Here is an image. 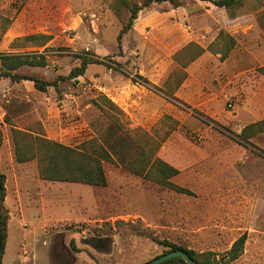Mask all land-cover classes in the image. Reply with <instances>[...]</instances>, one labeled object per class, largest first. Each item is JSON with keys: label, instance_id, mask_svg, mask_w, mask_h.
Returning a JSON list of instances; mask_svg holds the SVG:
<instances>
[{"label": "rangeland", "instance_id": "rangeland-1", "mask_svg": "<svg viewBox=\"0 0 264 264\" xmlns=\"http://www.w3.org/2000/svg\"><path fill=\"white\" fill-rule=\"evenodd\" d=\"M112 4L0 0V53L43 55L44 67L18 73L57 82L38 91L30 81L0 80L1 172L8 178L2 206L7 217L19 209L15 218L24 223L3 264L15 258L19 234L30 245L25 258L37 264H144L165 251L161 241L211 252L219 264H264V132L248 142L238 138L264 119V76L257 71L264 67V0H247L234 17L201 0L154 3L139 11L120 49L116 38L129 11L117 13ZM28 35L48 38L17 40ZM188 44L203 52L183 68L173 56ZM83 56L101 63L68 78ZM111 115L125 130L154 137L156 157L178 170L171 181L194 195L117 162L103 163L104 187L38 180L35 160L24 182L14 181L12 129L76 147L105 133ZM18 187L26 192L17 195ZM242 234L241 255L225 263Z\"/></svg>", "mask_w": 264, "mask_h": 264}, {"label": "trees", "instance_id": "trees-1", "mask_svg": "<svg viewBox=\"0 0 264 264\" xmlns=\"http://www.w3.org/2000/svg\"><path fill=\"white\" fill-rule=\"evenodd\" d=\"M183 0H142L136 3L130 0H112V8L119 12L121 8L129 11L126 23L119 31L116 41L117 48H121L122 36L128 32L134 21L137 19L139 11L151 6L154 3H168L173 7H179ZM212 3L218 8H222L229 16L234 17L238 9L242 8L247 0H201ZM45 35H28L21 41L35 42L41 39H47ZM43 43V42H42ZM37 46H41V44ZM203 49L188 44L177 54L173 60L177 65L183 68L195 60ZM101 60L96 58L81 57L80 65L74 68L68 75V78H76L84 73L89 64H100ZM46 65L43 55L19 53H0V80L8 79L10 82L30 81L38 91H45L49 87L57 86V82H45L28 75L19 74L18 71L25 67H44ZM257 71L264 76V67H259ZM185 73H182L180 79L172 85L168 91L172 97L173 92L184 81ZM63 80V79H60ZM171 84L165 83V87ZM110 107L117 110L116 107L105 98ZM100 110H104L101 105L94 101L93 103ZM110 119L111 124L105 133L98 138L82 142L76 147H70L46 138L42 133H32L30 130L12 129V141L14 147V159L17 163H27L36 161L37 177L39 180L47 182L73 183L87 186L104 187L106 177L103 169V163L119 164L123 170L135 174L147 181L153 182L161 187L174 191L177 194L193 196L194 193L188 188L176 185L171 179L178 174V170L156 157L159 143L146 132L127 131L121 127L118 119L113 115ZM7 122V119H4ZM8 123V122H7ZM10 124V123H9ZM264 132V119L245 126L238 138L244 142L257 134ZM167 133L162 137V140ZM2 146V134L0 131V150ZM5 175L0 170V186L2 191V201L0 205V243L1 254L7 236L8 217L2 206L5 193ZM246 235L242 234L231 245L226 253L225 263L235 261L242 253L245 244ZM165 251L157 257L169 252L181 250L198 264H219L214 258L213 253H196L193 250L172 244L167 241H161ZM155 257V258H157ZM160 264H187L181 258L175 257Z\"/></svg>", "mask_w": 264, "mask_h": 264}, {"label": "crops", "instance_id": "crops-1", "mask_svg": "<svg viewBox=\"0 0 264 264\" xmlns=\"http://www.w3.org/2000/svg\"><path fill=\"white\" fill-rule=\"evenodd\" d=\"M112 100L115 102L114 99H112ZM9 155H11V157L9 156V163L11 164V168L13 169V179L15 182L17 181V178L23 180L21 182V184H22L26 178V173H25L26 166L28 164H30V162L17 163L14 159V154L12 151H11V153L9 151ZM2 156H3V147L0 150V170L1 171H2V165H3ZM33 167H34V169H36V167L34 165H33ZM16 169H19L18 173H16ZM6 181H8L7 177H6ZM23 189H24V187L23 188L18 187L17 195L20 193L23 194L24 192H26ZM18 211H19V209L17 210L16 214H13V212H11V211L8 212L7 238H6V241H5L4 246H3L0 264H3V258H5L6 256H9L11 253H13V249H12V247H10V243H9L10 238L12 237L11 235L19 232L20 230H24V228L22 227V225L24 223L21 222L22 221L21 218H15V216L17 214L19 215ZM26 239H27L26 235L19 234L18 247H17V250L15 251V254H14L15 258H10L9 260H7L6 264H37V262L32 261L30 259H26L24 256V254L26 253V250L30 247V245L27 244Z\"/></svg>", "mask_w": 264, "mask_h": 264}, {"label": "water", "instance_id": "water-1", "mask_svg": "<svg viewBox=\"0 0 264 264\" xmlns=\"http://www.w3.org/2000/svg\"><path fill=\"white\" fill-rule=\"evenodd\" d=\"M2 201V191H1V186H0V205ZM179 257L181 258L185 263L187 264H198L194 260H192L186 253H184L181 250L169 252L167 254H164L160 257L154 258L144 264H160L162 262H165L166 260H169L171 258ZM0 262H1V243H0Z\"/></svg>", "mask_w": 264, "mask_h": 264}]
</instances>
